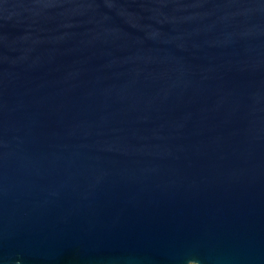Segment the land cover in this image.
<instances>
[{
  "label": "water",
  "instance_id": "obj_1",
  "mask_svg": "<svg viewBox=\"0 0 264 264\" xmlns=\"http://www.w3.org/2000/svg\"><path fill=\"white\" fill-rule=\"evenodd\" d=\"M0 264H264V0H0Z\"/></svg>",
  "mask_w": 264,
  "mask_h": 264
}]
</instances>
